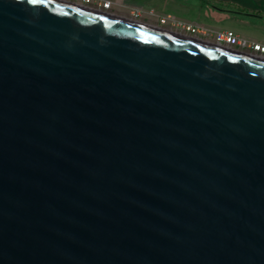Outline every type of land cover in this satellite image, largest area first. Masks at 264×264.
Instances as JSON below:
<instances>
[{"label":"water","instance_id":"water-1","mask_svg":"<svg viewBox=\"0 0 264 264\" xmlns=\"http://www.w3.org/2000/svg\"><path fill=\"white\" fill-rule=\"evenodd\" d=\"M190 40L0 0V264H264V61Z\"/></svg>","mask_w":264,"mask_h":264},{"label":"rangeland","instance_id":"rangeland-1","mask_svg":"<svg viewBox=\"0 0 264 264\" xmlns=\"http://www.w3.org/2000/svg\"><path fill=\"white\" fill-rule=\"evenodd\" d=\"M100 11L109 16L129 20L155 30H164L178 37L217 46L215 33L231 31L239 38L264 45V15L249 12L233 4L213 0H61ZM109 8H103L105 3ZM123 3V5L118 3ZM192 26L206 34L190 33ZM207 42V43H205ZM219 46V45H218ZM221 47V46H219ZM224 48V46H222Z\"/></svg>","mask_w":264,"mask_h":264},{"label":"built area","instance_id":"built-area-1","mask_svg":"<svg viewBox=\"0 0 264 264\" xmlns=\"http://www.w3.org/2000/svg\"><path fill=\"white\" fill-rule=\"evenodd\" d=\"M103 8H109V3L106 2ZM184 29L190 33L206 34L204 30L200 31L198 28L192 26H186ZM215 43L235 53L246 54L247 56L258 57L264 60V45L243 40L231 31L215 33Z\"/></svg>","mask_w":264,"mask_h":264},{"label":"crops","instance_id":"crops-1","mask_svg":"<svg viewBox=\"0 0 264 264\" xmlns=\"http://www.w3.org/2000/svg\"><path fill=\"white\" fill-rule=\"evenodd\" d=\"M219 4H233L235 7L244 8L249 12H257L264 15V0H213ZM118 3V2H117ZM123 5V3H118Z\"/></svg>","mask_w":264,"mask_h":264},{"label":"bare ground","instance_id":"bare-ground-1","mask_svg":"<svg viewBox=\"0 0 264 264\" xmlns=\"http://www.w3.org/2000/svg\"><path fill=\"white\" fill-rule=\"evenodd\" d=\"M90 12H92V11H90ZM97 12H100V11H97ZM95 13V12H94ZM101 13V12H100ZM97 14H99V13H97ZM103 15H105V16H108L109 18H112V19H116V20H120V21H123V22H129V20H124V19H120V18H117V17H113V16H109V15H107V14H103ZM129 23H131V22H129ZM131 24H133V25H138V26H142L141 24H138V23H131ZM148 27V26H147ZM149 28V27H148ZM149 29H152V28H149ZM176 35V34H175ZM176 36H178V35H176ZM182 37V36H181ZM183 39H185V38H183ZM185 40H190V39H185ZM191 41V40H190ZM196 43H198V44H202L201 42H199V41H197ZM202 45H204V44H202ZM211 47H213V46H211ZM215 47H218V48H223V47H219L218 46V44H217V46L215 45ZM215 47H213V48H215ZM223 49H225V48H223ZM226 50H228V49H226ZM255 58H258V57H255ZM258 59H261V58H258Z\"/></svg>","mask_w":264,"mask_h":264},{"label":"flooded vegetation","instance_id":"flooded-vegetation-1","mask_svg":"<svg viewBox=\"0 0 264 264\" xmlns=\"http://www.w3.org/2000/svg\"><path fill=\"white\" fill-rule=\"evenodd\" d=\"M67 3H69V2H67ZM70 4V3H69ZM199 41H202V40H199ZM205 43H207V42H205ZM225 49H227V48H225ZM229 50V49H228ZM246 55V54H245ZM258 59V58H257ZM259 60H262V59H259ZM264 61V60H263Z\"/></svg>","mask_w":264,"mask_h":264}]
</instances>
